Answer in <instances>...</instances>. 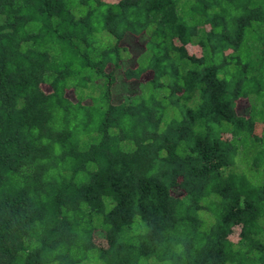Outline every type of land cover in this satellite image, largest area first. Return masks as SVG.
I'll use <instances>...</instances> for the list:
<instances>
[{
  "label": "trees",
  "instance_id": "trees-1",
  "mask_svg": "<svg viewBox=\"0 0 264 264\" xmlns=\"http://www.w3.org/2000/svg\"><path fill=\"white\" fill-rule=\"evenodd\" d=\"M0 264H264V0H0Z\"/></svg>",
  "mask_w": 264,
  "mask_h": 264
},
{
  "label": "rangeland",
  "instance_id": "rangeland-1",
  "mask_svg": "<svg viewBox=\"0 0 264 264\" xmlns=\"http://www.w3.org/2000/svg\"><path fill=\"white\" fill-rule=\"evenodd\" d=\"M127 84H125L124 82H122V81H117L116 82V84L114 85V88H115V90L116 91H118L119 92V95L120 96H122L123 94H126L127 93V91L125 90V89H128V88H130L131 86H126ZM131 90H138L137 88H131ZM129 93H131V92H129ZM247 105H243V107H242V109L244 110V111H247Z\"/></svg>",
  "mask_w": 264,
  "mask_h": 264
}]
</instances>
